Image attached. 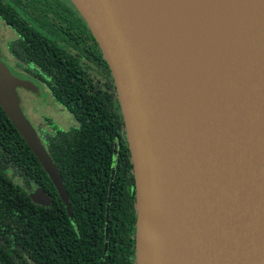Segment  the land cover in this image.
Segmentation results:
<instances>
[{
	"label": "water",
	"instance_id": "obj_1",
	"mask_svg": "<svg viewBox=\"0 0 264 264\" xmlns=\"http://www.w3.org/2000/svg\"><path fill=\"white\" fill-rule=\"evenodd\" d=\"M70 1L116 87L134 178V264H264V0H178L166 30L150 17L155 0ZM18 87L36 91L0 57V106L72 217ZM29 197L50 204L41 188Z\"/></svg>",
	"mask_w": 264,
	"mask_h": 264
},
{
	"label": "trees",
	"instance_id": "obj_2",
	"mask_svg": "<svg viewBox=\"0 0 264 264\" xmlns=\"http://www.w3.org/2000/svg\"><path fill=\"white\" fill-rule=\"evenodd\" d=\"M37 41L44 46L42 39L37 37ZM30 49L28 46L27 51ZM35 59L47 70L45 55ZM53 68L48 73L52 90L79 120L78 128L60 131L52 142L49 137L46 140V148L63 177L72 217L0 106V264H134L132 163L129 158L125 166L117 163L107 222L113 162L110 128L101 112L93 108L101 100L89 93L86 80L72 69L66 75L61 67L56 73ZM64 86L74 90L64 94L57 90ZM36 188L50 195L49 206L31 200L29 193Z\"/></svg>",
	"mask_w": 264,
	"mask_h": 264
},
{
	"label": "flooded vegetation",
	"instance_id": "obj_3",
	"mask_svg": "<svg viewBox=\"0 0 264 264\" xmlns=\"http://www.w3.org/2000/svg\"><path fill=\"white\" fill-rule=\"evenodd\" d=\"M5 28L13 31V38H2L5 41L4 47L0 36V57L15 76L29 80L36 86V91L22 87H18L17 91L20 94V104L26 102L32 106L28 108V114H25L31 119L29 121L45 147H48L46 142L48 137L52 142L60 131L69 132L79 125V120L72 109L58 98L56 91L52 90L53 80L48 74L49 69L54 67L52 70L56 73L61 67L66 75L72 69L81 79L86 80L89 93L97 95L101 100L100 104H93V108L101 112L102 117L106 119L105 125L110 128L108 137L112 143L113 162L111 176L117 163L125 166L127 158L131 162L113 76L96 39L72 2L70 0H0V31ZM37 37L43 40L44 46L38 44ZM28 46L31 48L29 52ZM38 55H45L47 70L36 64L35 56ZM71 75L76 74L71 73ZM57 90L64 94L74 89L64 86ZM32 95L42 96V100L33 103ZM44 104L50 114L40 113ZM35 113H40L41 121H36L39 118ZM60 116L66 117L67 120L63 122L68 128L61 127L63 123L60 121ZM48 197L51 204L49 194Z\"/></svg>",
	"mask_w": 264,
	"mask_h": 264
},
{
	"label": "bare ground",
	"instance_id": "obj_4",
	"mask_svg": "<svg viewBox=\"0 0 264 264\" xmlns=\"http://www.w3.org/2000/svg\"><path fill=\"white\" fill-rule=\"evenodd\" d=\"M178 0H155L153 14H150L152 20L162 29L166 30V26H173L178 22L175 14L176 2ZM232 2V0H231ZM218 37H216L217 39ZM209 49V56H215L216 50L218 51L219 44L214 42Z\"/></svg>",
	"mask_w": 264,
	"mask_h": 264
},
{
	"label": "rangeland",
	"instance_id": "obj_5",
	"mask_svg": "<svg viewBox=\"0 0 264 264\" xmlns=\"http://www.w3.org/2000/svg\"><path fill=\"white\" fill-rule=\"evenodd\" d=\"M0 36H1V41H3V46L5 47V41L3 40V39H8V38H13V31L12 30H9V29H7V28H5L4 30L2 29L1 31H0ZM3 38V39H2ZM18 94H19V92H18ZM42 96H45L44 94H41ZM19 96H20V94H19ZM33 96V95H32ZM42 96H33V100H32V102L33 103H35V102H40L41 100H42ZM21 105V108H22V111H23V113L25 114V113H27L28 114V108H30V107H32L29 103H27L26 104V102L24 103V104H20ZM47 106H46V104H44L43 105V107H42V109H41V111H40V113H45V114H50V111H48L47 109ZM31 114H32V112H30ZM40 113H35L36 115H37V117L39 118V119H37L36 121L37 122H39V121H41L42 120V116L40 115ZM68 114V113H67ZM26 115V114H25ZM40 115V116H39ZM69 115V114H68ZM26 117L27 118H29L27 115H26ZM61 117V119H60V121L63 123V124H61V127L62 128H68V126L67 125H64V122L67 120L66 119V117L65 116H60ZM71 117V116H70ZM69 117V118H70ZM72 118V117H71ZM28 120H31V119H28ZM72 120H73V118H72ZM64 121V122H63ZM31 122V121H30ZM32 124V123H31Z\"/></svg>",
	"mask_w": 264,
	"mask_h": 264
}]
</instances>
